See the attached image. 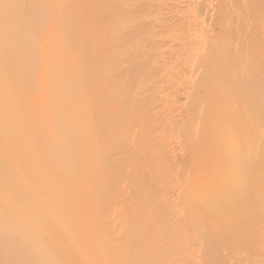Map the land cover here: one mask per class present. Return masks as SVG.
Returning a JSON list of instances; mask_svg holds the SVG:
<instances>
[{
	"label": "bare ground",
	"instance_id": "1",
	"mask_svg": "<svg viewBox=\"0 0 264 264\" xmlns=\"http://www.w3.org/2000/svg\"><path fill=\"white\" fill-rule=\"evenodd\" d=\"M0 264H264V0H0Z\"/></svg>",
	"mask_w": 264,
	"mask_h": 264
}]
</instances>
